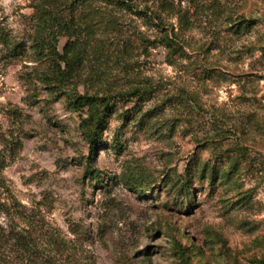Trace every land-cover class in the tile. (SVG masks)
<instances>
[{"label": "rangeland", "instance_id": "obj_1", "mask_svg": "<svg viewBox=\"0 0 264 264\" xmlns=\"http://www.w3.org/2000/svg\"><path fill=\"white\" fill-rule=\"evenodd\" d=\"M39 1L0 0V31L26 49L0 40V224L22 237L7 261L264 264V0H132L148 20L75 4L64 19L87 60L56 89L30 49ZM135 89L150 100L112 102L89 171L67 97Z\"/></svg>", "mask_w": 264, "mask_h": 264}, {"label": "trees", "instance_id": "obj_2", "mask_svg": "<svg viewBox=\"0 0 264 264\" xmlns=\"http://www.w3.org/2000/svg\"><path fill=\"white\" fill-rule=\"evenodd\" d=\"M158 1L164 2V0ZM94 2H99L110 10L129 12L140 18H144L145 20H148L149 18V7L139 9L138 5L133 3L132 0H72L70 2L64 0H40L39 4L36 6L37 24L35 27V34L30 40V49L34 52L36 62L44 60L48 63L47 71H56L57 73L56 77L42 76L41 80L45 84L50 86L49 81L52 79H56L58 83L67 80L70 73H72V71H79V68L87 60L85 53L88 43H80V36H76L75 28H70L68 20L64 19V14L75 4H77V7L86 6L90 8L93 6L92 4H95ZM161 5L163 4L161 3ZM155 16L160 20V25H158L157 28L162 31L165 30L166 26L162 22L160 15L155 14ZM253 25L254 23L252 21L244 19L235 25V29H239L244 26L246 31L252 28ZM174 36L176 37L175 34ZM63 37L67 38V42L63 47L62 53H60L58 45L60 39ZM72 38H75L74 41H72ZM0 40L7 52L10 54V57L20 56L26 52V49L22 48L21 44L13 43L9 34L2 30L0 31ZM163 44L167 48L173 50L174 53L182 51V49H179L177 46L176 42L167 34L163 37ZM89 48L90 50L93 49L97 52L96 46H92V43ZM98 50L100 51V49ZM107 52L108 51L105 53L107 54ZM56 86L57 85H51L49 88L56 89ZM150 98L149 91L146 89H135L133 91L120 93L115 97L99 98L98 96L80 94L67 97V102L71 111L78 114L81 135L89 145V156L87 158V168L89 171L92 166V162H90V160H94L96 150L104 144L103 134L107 129L109 118L114 113V105L112 102L114 100H136V106L141 108L142 105H139L138 103L148 101ZM140 111V109H136L135 113ZM128 118L131 119L132 117ZM120 146L121 144L118 142L114 145V148H119ZM201 170L202 175L209 171L208 166L206 167V165H203ZM210 171L212 176L215 171L213 168L210 169ZM92 174L93 172L91 171V175ZM187 176L191 178L194 177V175L190 173ZM213 178H215V176H213ZM172 189L177 191L180 195L185 196V198L190 199L191 187L185 185V182L173 183ZM21 238V234L13 232L10 233L3 225L0 224V264H11L7 261L8 246L11 245V242L13 246L22 244Z\"/></svg>", "mask_w": 264, "mask_h": 264}]
</instances>
